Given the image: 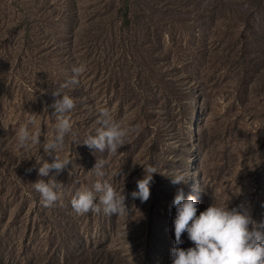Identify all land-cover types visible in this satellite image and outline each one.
<instances>
[{"label":"rangeland","instance_id":"374dc122","mask_svg":"<svg viewBox=\"0 0 264 264\" xmlns=\"http://www.w3.org/2000/svg\"><path fill=\"white\" fill-rule=\"evenodd\" d=\"M79 64L61 89L75 140L54 150L70 162L44 206L32 183L53 158L52 92ZM102 107L128 129L115 153L77 144ZM22 125L41 129L37 144L17 148ZM146 163L157 173L141 202L129 193ZM96 181L123 190L126 211H73ZM177 189L197 214L227 202L264 221V0H0V264H171Z\"/></svg>","mask_w":264,"mask_h":264},{"label":"clouds","instance_id":"9594fccd","mask_svg":"<svg viewBox=\"0 0 264 264\" xmlns=\"http://www.w3.org/2000/svg\"><path fill=\"white\" fill-rule=\"evenodd\" d=\"M85 70L84 64L74 66L71 69L73 75L52 92L53 97L59 96L51 104V116L55 117L54 133L44 147L53 158L51 161L40 158L37 173L39 177L47 179L39 178L32 183L44 206H51L59 199L61 193L57 189L60 184L54 177L70 162L68 158L62 159L55 155L54 150L63 147L67 134H71L75 140L72 121L67 115L74 107V99L61 89L76 84L79 74ZM97 111L98 127L82 143L77 144L100 152L108 150L115 153L125 143L128 129L122 127L107 108L102 107ZM40 134L39 127L29 129L28 125H22L16 132L17 148H23L29 143L37 144ZM103 164L101 160L95 162L93 167L99 169ZM142 168L143 175L135 181L136 188L129 195L144 202L149 197L153 173H157V170L150 163L144 164ZM97 175L103 176L104 173L98 171ZM185 178L180 172L171 176V182L182 183ZM95 194H99L98 202ZM125 199L123 190L118 193L108 182L96 181L91 188H78L70 199V206L78 214L93 211L114 215L126 211ZM172 204L175 208L172 230L174 244L177 246L170 250L171 264H264V230H261L264 229V221L257 224L250 209L244 204L229 208L227 202H212L197 214V199L191 194L185 195L183 189H177ZM182 233H186L192 242L191 246L178 247L183 242Z\"/></svg>","mask_w":264,"mask_h":264}]
</instances>
